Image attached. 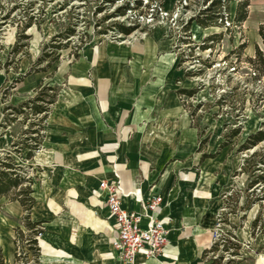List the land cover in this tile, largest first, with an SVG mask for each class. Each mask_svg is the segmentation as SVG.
<instances>
[{"label":"rangeland","instance_id":"374dc122","mask_svg":"<svg viewBox=\"0 0 264 264\" xmlns=\"http://www.w3.org/2000/svg\"><path fill=\"white\" fill-rule=\"evenodd\" d=\"M138 1L122 15L119 8L134 7L135 0H0V162L27 179L0 196V255L7 264H85L66 249L83 254L78 238L86 205L67 194L74 174L65 158L49 161L47 144L50 129L67 121L61 106L70 116L82 114V81L93 85L84 69L100 59L118 66L116 81L136 90L135 98L165 78L166 95L177 98L196 129L197 171L216 179L217 213L203 264H264V139L253 137L264 132V78L247 62L255 45L262 46L264 0H249L240 24L234 20L238 0L225 2L223 19L206 27L196 19L204 18L210 1ZM122 26L132 29L126 34ZM159 95L141 105L143 114L160 112L153 104ZM32 103L45 105L46 113L34 114ZM26 186L35 197L30 209L19 192ZM32 222L39 224L30 229ZM101 251L114 260L112 248Z\"/></svg>","mask_w":264,"mask_h":264},{"label":"crops","instance_id":"0c3cea01","mask_svg":"<svg viewBox=\"0 0 264 264\" xmlns=\"http://www.w3.org/2000/svg\"><path fill=\"white\" fill-rule=\"evenodd\" d=\"M99 61L84 69L90 73L93 85L89 80L82 81L79 95L86 104L82 114L70 116L68 106H61L66 110L67 121L50 129L53 139L47 144L52 156L49 161H60L59 156L65 158L67 172L74 174L69 180L72 186L65 188L67 194L77 195L86 205L85 230L78 238L83 254L72 248L66 250L85 264H124L110 242L107 211L91 195L100 180L113 179L116 173L125 191L138 181L145 202L148 197L161 195L160 216L169 220L168 255H138L136 264H203L202 253L211 245L210 229L217 213L216 179L197 171L201 163L196 152V129L190 126L177 98L166 95L165 78L150 82L135 98L136 90L126 89L116 81L118 66ZM157 90L160 95L153 104L160 112L150 118L142 113L141 105L152 104ZM73 168L75 172H71ZM58 180L61 186L64 179ZM54 188L51 191L58 192ZM123 204L141 211L132 197L124 198ZM145 222L143 219L142 223ZM66 234H70L69 229ZM111 248L114 260L105 259L101 250Z\"/></svg>","mask_w":264,"mask_h":264},{"label":"built area","instance_id":"2783aa9c","mask_svg":"<svg viewBox=\"0 0 264 264\" xmlns=\"http://www.w3.org/2000/svg\"><path fill=\"white\" fill-rule=\"evenodd\" d=\"M94 197L107 211L111 222L110 242L124 264H136L138 255L145 258L168 255L169 220L160 216L161 195L148 197L145 202L138 181L132 182L131 189L125 191L115 173L113 179L100 180ZM126 197L138 202L141 211L126 208L123 204ZM143 219H146L144 224Z\"/></svg>","mask_w":264,"mask_h":264},{"label":"trees","instance_id":"16d2710c","mask_svg":"<svg viewBox=\"0 0 264 264\" xmlns=\"http://www.w3.org/2000/svg\"><path fill=\"white\" fill-rule=\"evenodd\" d=\"M108 1L113 2L114 0H108ZM228 1H230V0H204V3L209 2V5L206 6L201 11V14H206V15L202 19L197 18L196 19L197 23L203 27H206V26L211 25L213 23L216 24V21L218 19H220V21H221L223 19V16H224L222 9L226 8L225 2L228 3ZM134 3L136 4V6H134V7H129L128 5L121 6L119 8L121 10L120 14L123 15L126 13L127 9L131 10L132 8H138L141 5V2L138 0H135ZM248 5H249V0H238L237 1L236 10H235V17H234V20L237 24H240L241 22L246 20L247 13H248V10H247ZM131 29H132L131 27L122 26L120 30H121V32L127 34V33H129V31ZM258 35L261 39L262 46H259L257 44L255 45L254 56L253 57L252 56L247 57V62H249L251 67L254 69L253 70L254 75L258 79H261V78H264V22L261 23L258 27ZM18 45L19 44H16V46L13 49L14 54L18 53ZM246 46L247 45H245V43H242L240 45V48L243 49ZM39 61H42V59H39ZM47 65H49V62L47 63ZM181 92L182 93L187 92L190 95L193 91L183 90ZM37 99H38V97H35L33 100H30V101H34ZM26 105H28V102H24L22 106H26ZM30 108L32 109L34 114H39V113L45 114L47 111L46 106L42 105L40 103H32ZM42 118H44V117H42ZM33 132H37V131H33ZM253 137L255 138L254 142L257 143V142L261 141L262 139H264V132L262 130H259L253 135ZM26 147L29 148L28 154H30L32 147L31 146H29V147L26 146ZM204 157H205V155H202V159ZM0 166H2V167H0V196L7 194L12 189L20 188L22 186V184L27 181V179L24 176L18 175V173H16L12 169L14 167H12L11 163L0 162ZM5 169H9V170H5ZM19 192H20V195L25 194L23 197H21L22 205L27 206L26 209H30V206L34 202V198L31 196V193H32L31 187L26 186L24 189H19ZM35 224H39V223H37V222L29 223V228L30 229L34 228ZM253 224H255V221L253 222ZM0 264H7L1 255H0Z\"/></svg>","mask_w":264,"mask_h":264}]
</instances>
